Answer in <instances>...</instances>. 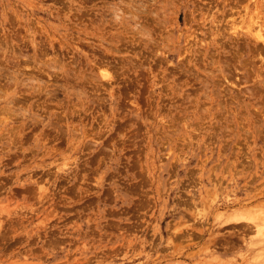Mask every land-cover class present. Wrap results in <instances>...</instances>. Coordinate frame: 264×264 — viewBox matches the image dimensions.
I'll return each mask as SVG.
<instances>
[{
  "label": "rangeland",
  "instance_id": "1",
  "mask_svg": "<svg viewBox=\"0 0 264 264\" xmlns=\"http://www.w3.org/2000/svg\"><path fill=\"white\" fill-rule=\"evenodd\" d=\"M255 19L264 39V0H0V264H264Z\"/></svg>",
  "mask_w": 264,
  "mask_h": 264
},
{
  "label": "bare ground",
  "instance_id": "2",
  "mask_svg": "<svg viewBox=\"0 0 264 264\" xmlns=\"http://www.w3.org/2000/svg\"><path fill=\"white\" fill-rule=\"evenodd\" d=\"M126 2V1H125ZM136 4V3H135ZM242 4V3H241ZM254 6V5H253ZM125 13V12H124ZM254 16H255V14H254ZM242 17V16H241ZM257 17V16H256ZM255 17V18H256ZM232 19V18H231ZM257 20H259V19H255L254 21H252V23L255 25L256 24V27H253V28H256L257 29V31H256V38H258L260 41H263L264 42V39H262V33L260 34V27H261V25L258 23V21ZM230 22V21H229ZM245 23V22H244ZM251 25V24H250ZM234 26V25H233ZM248 27V26H247ZM233 28V27H232ZM221 30V29H220ZM234 30V29H233ZM249 30H251V29H249ZM257 32H259V33H257ZM253 33V32H252ZM255 34V33H254ZM258 41V40H257ZM264 48V47H263ZM102 75L103 76H105L106 77V75H107V72L106 71H104V72H102ZM263 110V109H262ZM263 118H264V116H263ZM241 214L239 215L238 213H235L234 212V214L233 213H231V214H229V217H228V220L229 221H231V222H238L239 221V219H241ZM263 219H261V220H259V222L258 223H256V221H255V219H253V225H255L256 226V230H257V233H262V232H264V229H263V227L261 226L262 224H264V220L262 221ZM261 224V225H260Z\"/></svg>",
  "mask_w": 264,
  "mask_h": 264
}]
</instances>
